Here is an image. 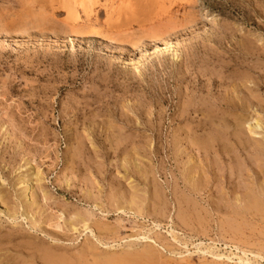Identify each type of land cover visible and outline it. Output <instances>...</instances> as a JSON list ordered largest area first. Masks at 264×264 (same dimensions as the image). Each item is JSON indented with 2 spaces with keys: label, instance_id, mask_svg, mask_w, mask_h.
I'll return each instance as SVG.
<instances>
[{
  "label": "rangeland",
  "instance_id": "rangeland-1",
  "mask_svg": "<svg viewBox=\"0 0 264 264\" xmlns=\"http://www.w3.org/2000/svg\"><path fill=\"white\" fill-rule=\"evenodd\" d=\"M262 191L264 0H0V264H264Z\"/></svg>",
  "mask_w": 264,
  "mask_h": 264
},
{
  "label": "bare ground",
  "instance_id": "bare-ground-1",
  "mask_svg": "<svg viewBox=\"0 0 264 264\" xmlns=\"http://www.w3.org/2000/svg\"><path fill=\"white\" fill-rule=\"evenodd\" d=\"M94 1V0H93ZM97 1V0H96ZM91 6V5H90ZM93 7V6H92ZM91 8V7H90ZM84 9V8H83ZM84 12V11H83ZM132 13H133V11H132ZM88 14V13H87ZM89 15V14H88ZM134 15V14H133ZM87 16V15H86ZM173 23V22H172ZM159 25H160V23H159ZM179 25V24H178ZM85 26V25H84ZM83 29V28H82ZM87 29V28H86ZM85 29V30H86ZM73 30V29H72ZM75 30V29H74ZM73 30V31H74ZM79 31V30H78ZM152 31V30H151ZM168 32V31H167ZM78 33V32H77ZM81 33V32H80ZM233 90V89H232ZM234 91V90H233ZM232 91V92H233ZM235 98V97H234ZM260 123L258 122V121H256L255 122V124H254V126H252V128L254 129V128H259L260 127ZM237 126V125H236ZM248 126H250V125H248ZM262 127V126H261ZM250 128V127H249ZM213 129V128H212ZM228 129V128H227ZM251 129V128H250ZM238 130H240V129H238ZM262 130V129H261ZM243 131H245V130H243ZM255 131V130H254ZM236 134H238V133H236ZM251 134V133H250ZM243 135V134H242ZM194 136V135H193ZM207 138V137H206ZM237 138V137H236ZM211 141V140H210ZM213 142V141H212ZM247 142H249V141H247ZM200 143V142H199ZM207 143V142H206ZM238 143V142H237ZM212 144H214V143H212ZM241 144V143H240ZM243 144V143H242ZM246 144V143H245ZM241 146V145H240ZM192 147V146H191ZM210 147H212V146H210ZM214 147V146H213ZM229 147V146H228ZM253 147V146H252ZM257 150V149H256ZM223 152V151H222ZM224 153V152H223ZM229 153V152H228ZM226 154V153H225ZM241 167H243V165L241 166ZM262 167H263V165H262ZM241 169H239V171H240ZM238 171V172H239ZM27 186V185H26ZM29 186V185H28ZM25 190V189H24ZM251 190V189H250ZM255 192V191H254ZM263 192V191H262ZM261 192V193H262ZM248 193V192H247ZM264 193V192H263ZM245 194V193H244ZM3 196V195H2ZM243 196V195H242ZM241 196V197H242ZM252 197H253V195H252ZM264 197V196H263ZM240 198V197H239ZM243 198V197H242ZM29 199V198H28ZM34 200V199H33ZM32 200V201H33ZM255 200V199H254ZM131 201V200H130ZM242 201H244L243 199H242ZM187 202V201H186ZM248 202V201H247ZM251 203V202H250ZM249 204V203H248ZM5 205H6V203H5ZM235 205V204H234ZM245 205V204H244ZM252 205V204H251ZM16 206V205H15ZM188 207V206H187ZM195 208V207H194ZM7 209V208H6ZM5 211V210H4ZM236 213V212H235ZM28 214V213H27ZM11 217V216H10ZM24 217V216H23ZM28 217H29V215H28ZM15 219V218H14ZM28 220V219H27ZM199 220V219H198ZM228 221V220H227ZM34 225H35V223H34ZM258 225V224H257ZM242 232V231H241ZM235 233H237V232H235ZM241 236V235H240ZM39 249V248H38ZM47 250V249H46ZM42 251V250H41ZM48 251V250H47ZM46 251V252H47ZM3 252V251H2ZM28 252V251H27ZM39 253H41V252H39ZM48 253V252H47ZM51 253H52V251H51ZM43 254V253H42ZM49 254H50V252H49ZM210 254V253H209ZM214 254V253H213ZM46 255V254H45ZM51 256L52 255H54L55 256V254H50ZM85 255V254H84ZM39 256V255H38ZM51 256H47V257H45L46 259H47V261H49V263L50 264H77L76 262H73V261H69V260H67V259H64V258H59V257H57V258H54V257H51ZM76 256V255H75ZM215 256V255H214ZM217 256V255H216ZM219 256V255H218ZM44 258V257H43ZM42 258V259H43ZM67 258V257H66ZM216 258V257H215ZM219 259H221V256L220 257H218ZM217 258V259H218ZM246 258V257H245ZM34 259V258H33ZM37 259V258H36ZM38 260V259H37ZM88 260V259H87ZM94 260V259H93ZM227 260H231L230 258H227ZM103 261V260H102ZM3 262H5V261H3ZM41 262H43V261H41ZM237 262V261H236ZM48 263V262H47ZM239 263L240 264H244V262H243V260L241 259V258H239ZM23 264H24V262H23ZM34 264V263H33ZM96 264H98V263H96ZM100 264H169L168 262H166V261H164V260H161V258L159 257V256H157V255H155V254H153V253H149V252H147V253H145V254H141V255H136V256H133V255H124V256H120V257H113V258H109L108 260H107V262H105V263H100ZM205 264V263H204ZM221 264V263H220ZM246 264V263H245ZM253 264V263H252Z\"/></svg>",
  "mask_w": 264,
  "mask_h": 264
}]
</instances>
